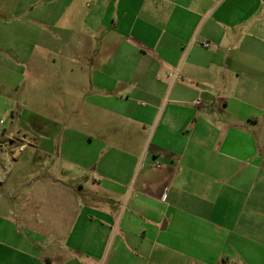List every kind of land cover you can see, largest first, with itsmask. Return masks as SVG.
Returning a JSON list of instances; mask_svg holds the SVG:
<instances>
[{
  "label": "crops",
  "instance_id": "1",
  "mask_svg": "<svg viewBox=\"0 0 264 264\" xmlns=\"http://www.w3.org/2000/svg\"><path fill=\"white\" fill-rule=\"evenodd\" d=\"M6 1L0 65L12 74L36 49L38 63L56 53L81 65L105 30L84 104L148 129L147 160L164 163L171 191L157 199L163 178L146 174L123 200L120 176L83 203L40 179L0 215V264H264V0ZM0 135L40 149L23 129Z\"/></svg>",
  "mask_w": 264,
  "mask_h": 264
},
{
  "label": "rangeland",
  "instance_id": "2",
  "mask_svg": "<svg viewBox=\"0 0 264 264\" xmlns=\"http://www.w3.org/2000/svg\"><path fill=\"white\" fill-rule=\"evenodd\" d=\"M8 2L1 0L0 5L6 6ZM48 33L64 35L60 30ZM104 33L101 29L91 39L94 47L90 46L89 54L82 55L87 62L81 65L66 62L56 53H47L45 62L38 63L36 58H45L40 49H31L34 52L30 64L20 63V67L16 64L13 74L7 72V69L11 71L10 63L0 65V79L8 84L0 82V100L5 104L7 98L17 102L14 119L12 111L0 104V134L4 128L13 132L23 129L32 133L40 144V149L26 144L23 151H19L21 140L9 144L4 139L0 144V215L24 204L31 184L43 178L76 188L83 203H92L102 199L100 194L92 192L101 181H118L121 176V181L127 183L122 199L130 200L138 193L146 174L153 179L161 175L163 181L153 193L163 203L168 202L171 186L161 174L165 165L147 160L151 146V138L146 135L148 129L146 133L141 129L136 131L137 127L130 121L84 104L90 95L84 89L89 88L92 77L87 68L88 59L100 51ZM3 35L0 31V52L7 55L9 46ZM118 168L122 169L121 174L116 173Z\"/></svg>",
  "mask_w": 264,
  "mask_h": 264
},
{
  "label": "built area",
  "instance_id": "3",
  "mask_svg": "<svg viewBox=\"0 0 264 264\" xmlns=\"http://www.w3.org/2000/svg\"><path fill=\"white\" fill-rule=\"evenodd\" d=\"M204 46L208 48V47L210 46V44H209V43H206V44H204ZM195 104H196L197 106L202 105V100H201V99H198V100L195 102ZM23 150H24V146H21V147L19 148V151H23Z\"/></svg>",
  "mask_w": 264,
  "mask_h": 264
}]
</instances>
